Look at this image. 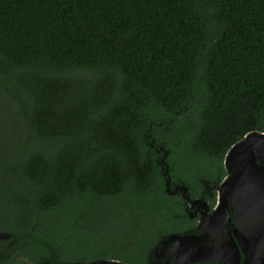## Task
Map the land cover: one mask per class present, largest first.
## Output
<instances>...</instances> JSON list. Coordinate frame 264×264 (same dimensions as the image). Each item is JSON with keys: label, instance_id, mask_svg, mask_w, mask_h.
Here are the masks:
<instances>
[{"label": "trees", "instance_id": "1", "mask_svg": "<svg viewBox=\"0 0 264 264\" xmlns=\"http://www.w3.org/2000/svg\"><path fill=\"white\" fill-rule=\"evenodd\" d=\"M251 131L264 0H0V264H145Z\"/></svg>", "mask_w": 264, "mask_h": 264}, {"label": "water", "instance_id": "2", "mask_svg": "<svg viewBox=\"0 0 264 264\" xmlns=\"http://www.w3.org/2000/svg\"><path fill=\"white\" fill-rule=\"evenodd\" d=\"M164 165L166 193L180 190L187 205L184 185L176 186L173 192L169 190L168 168ZM224 165L230 175L219 184L216 209L212 214L207 207L201 212L199 227L211 230V246H202L199 235L171 234L153 249L155 257H170L167 264H189L210 257L223 264H239L240 257H246L247 264H264V132L245 134L228 149ZM6 237L0 234V238ZM87 264L125 263L101 259Z\"/></svg>", "mask_w": 264, "mask_h": 264}, {"label": "flooded vegetation", "instance_id": "3", "mask_svg": "<svg viewBox=\"0 0 264 264\" xmlns=\"http://www.w3.org/2000/svg\"><path fill=\"white\" fill-rule=\"evenodd\" d=\"M165 152L166 151L163 149L160 150L159 154L161 156L158 157V161H157L158 164L161 166L163 172L165 169L164 164H166V166L168 168V165L165 161L167 156H165V158H163V154ZM226 153H225V155H226ZM225 155H224V157H225ZM256 162L258 163L259 161L256 159ZM223 169H224V175L219 181L214 182L212 185H210L208 183V181L201 182L202 188H201V191H200L198 196L191 197L187 187L185 186L187 189L186 195L189 199V203L187 205L184 203V201L181 197L180 190H177V192L175 194H169V195H179V197L181 198V201H182L183 211L185 212L186 216L193 221V225L191 227H188L179 233H172V234L197 235V236L199 235L201 238L200 243L202 246H204V247L211 246V244H212L211 230H209L208 228H202L201 229L199 227L200 222H201V212L204 211L205 207L208 208V211L210 214H212L213 211L216 209L217 201H218V195H217L218 193L217 192H218L219 184L226 176L230 175V173L227 171V169L224 165V158H223ZM167 174H168V171H167ZM168 178H169V175H168ZM164 183H165V181H164ZM176 186H182V184L171 182V180L169 178V185H168L169 190L171 192H173L174 188ZM199 200H201V201H199ZM232 213H233V211H230L231 215H232ZM232 222H233V220H232ZM169 235H171V234H169ZM166 237H164V238H166ZM164 238H162V239H164ZM169 258L170 257H155L154 252L152 251L151 256L148 257L145 264H167L169 262ZM189 264H223V263H218V261L215 258L213 259L212 257H210V260H196V261H193ZM239 264H247L246 263V257H240Z\"/></svg>", "mask_w": 264, "mask_h": 264}]
</instances>
